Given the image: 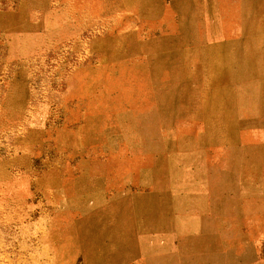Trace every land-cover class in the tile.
<instances>
[{
    "label": "rangeland",
    "instance_id": "obj_1",
    "mask_svg": "<svg viewBox=\"0 0 264 264\" xmlns=\"http://www.w3.org/2000/svg\"><path fill=\"white\" fill-rule=\"evenodd\" d=\"M0 264H264V0H0Z\"/></svg>",
    "mask_w": 264,
    "mask_h": 264
},
{
    "label": "crops",
    "instance_id": "obj_2",
    "mask_svg": "<svg viewBox=\"0 0 264 264\" xmlns=\"http://www.w3.org/2000/svg\"><path fill=\"white\" fill-rule=\"evenodd\" d=\"M262 35H263V34L254 35V38L252 37V35H250V36H251V41L253 42V44H254L255 42H257V43L260 44V42L263 41V39H261ZM250 56H251V55H250ZM250 56H249V59L247 60L248 64H247V68H246V70H247L246 78H244V79L241 78V79H242V80H246V81L248 80L249 82H250V81L253 82L252 78L250 77V74H251V73H254L253 68H254L255 65H256V62H255V59H256V58L253 57V56H251V57H250ZM217 61H218V63H219L220 60L217 59ZM249 90H253V88L250 89V88L248 87L247 90H245V91H243V92L247 93V92H249ZM246 91H247V92H246ZM237 96H238V97H237ZM237 96H236L235 98L230 97V100H231V101H235L236 99L239 100V99H241V98H244L242 93H241L240 95H237ZM232 99H234V100H232Z\"/></svg>",
    "mask_w": 264,
    "mask_h": 264
},
{
    "label": "bare ground",
    "instance_id": "obj_3",
    "mask_svg": "<svg viewBox=\"0 0 264 264\" xmlns=\"http://www.w3.org/2000/svg\"><path fill=\"white\" fill-rule=\"evenodd\" d=\"M238 97V96H237ZM234 98H235V96H234Z\"/></svg>",
    "mask_w": 264,
    "mask_h": 264
}]
</instances>
